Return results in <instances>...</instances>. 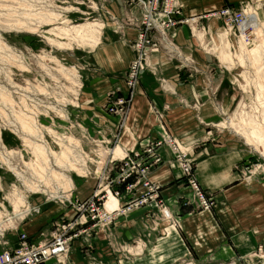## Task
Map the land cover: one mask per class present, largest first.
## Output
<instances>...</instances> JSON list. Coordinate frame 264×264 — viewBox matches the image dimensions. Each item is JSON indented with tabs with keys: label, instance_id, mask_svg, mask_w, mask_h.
I'll list each match as a JSON object with an SVG mask.
<instances>
[{
	"label": "rangeland",
	"instance_id": "1",
	"mask_svg": "<svg viewBox=\"0 0 264 264\" xmlns=\"http://www.w3.org/2000/svg\"><path fill=\"white\" fill-rule=\"evenodd\" d=\"M126 1L137 8V11L125 15L118 23L119 28L122 25L131 26L136 33L127 41L132 57L123 76L130 90L140 82L142 71H153L148 58L149 46L159 43L165 48L172 47L169 40L171 32L180 24L195 25L196 20L184 14L180 0H168L169 4L178 6L180 16L186 20L169 29L162 26L152 28V39L144 45L146 56L143 67L136 81L130 84L127 70L137 54L136 42L140 30L145 27L147 9L141 0ZM224 6L245 11L252 25L246 30L240 29L238 25L229 28L221 15L214 14ZM100 7L101 0H0V251L14 247L17 232L21 231L17 223L44 202L64 204L69 212L60 211L53 216L45 231L41 229L32 235L24 232L33 241L48 237L55 221L69 220L76 214L69 199L83 200L91 196L96 187L103 185L106 189L103 198L114 199V202L121 199L112 196V188L122 192V198L141 196L143 193L140 191L146 189L142 184L144 176L134 174L124 180L114 177L123 163L124 154L133 155V151L142 150V155L147 158L154 153L145 149L150 142L172 135L168 132L151 139L145 145L120 150L118 146L114 147V134L105 137L97 130L89 134L87 125L75 116L73 111L78 106L83 76L91 64L90 51L100 41L104 28ZM202 13V22L197 20L198 25L193 26V30L207 57L205 61L208 60V63L218 68V72H213V75L210 72L204 73L208 84H212L208 87L212 104H206L205 111L213 115L211 120L202 121L209 134L202 142L207 141V137L212 140L225 135L235 137L249 152L234 163L235 176L249 180L264 177V0H218V5ZM248 31L251 33L246 41L244 34ZM158 82L165 90L166 78L158 77ZM218 82L219 87L216 89ZM118 95L128 99L120 110L114 112L107 105ZM129 103V92L123 94L111 91L105 100V108L117 114L121 124ZM22 120L25 124L29 123L33 130L26 129ZM163 144L155 148V152L164 155L163 161L152 165L147 177L152 169L166 162L170 167L178 168L179 176L186 180L193 191L189 176L181 174L177 161L171 157L169 151L172 148L165 142ZM179 144L186 155L193 159L194 176L195 153L189 146ZM120 158V163L112 165V160L118 162ZM128 183L136 185L126 189ZM160 189L159 184L158 198ZM202 189L211 204L204 207L193 191V198L190 199L193 207L190 209L217 210L216 195ZM87 190L91 191L84 195ZM126 190H136L137 193L126 196L124 194L131 193ZM153 202L156 207L153 225L156 235L162 237L173 230L179 232L178 214H173L162 201L161 204ZM162 207H165V212ZM24 210V217L14 216L17 211ZM168 212V223L162 226L161 222L168 217ZM114 220L105 226L91 227L87 238L79 237L82 240H77L79 243L87 242L94 232L101 231L107 242L112 241L111 225ZM88 224L90 221L81 225ZM13 232L14 244L9 245L8 236ZM149 238L144 236L140 240L139 237H126L110 261L117 264L119 260L144 254ZM193 246L177 258L176 264H196L195 260L201 259L200 252H195ZM68 250L65 253L66 260ZM258 250H261V244Z\"/></svg>",
	"mask_w": 264,
	"mask_h": 264
},
{
	"label": "crops",
	"instance_id": "2",
	"mask_svg": "<svg viewBox=\"0 0 264 264\" xmlns=\"http://www.w3.org/2000/svg\"><path fill=\"white\" fill-rule=\"evenodd\" d=\"M180 2L184 14L196 20L195 25H198L197 20L202 22V12L218 5V0ZM134 11L137 8L126 0H101L104 28L100 41L90 51L91 64L83 76L78 106L73 112L87 125L89 134H94L95 130L105 137L114 134V147L120 150L137 148L168 132L174 135L195 153L194 176L207 192L216 195L217 210L190 209L193 207L191 187L179 176L178 168L165 162L152 169L149 178L161 185V197L155 203L162 201L180 217L179 232L156 235L153 226L156 207L151 201L113 221L112 241L107 242L101 231L94 232L84 243L73 240L67 264H115L111 262L115 250L128 236L140 240L150 237L146 252L119 260L117 264H176L177 258L192 245L195 252H200L201 259H196V264H264V177L249 180L235 176L234 163L249 153L235 137L225 135L215 140L207 137V141L202 142L209 135L202 121L211 120L213 115L205 111L206 104H212L208 89L212 84H208L204 73L213 75L218 68L205 61L207 57L193 30L195 25L184 23L171 32L172 47L165 48L159 43L149 46L148 58L153 71H142L140 82L129 90L123 77L132 57L127 41L136 33L131 26L119 28L118 23ZM158 77L166 78L165 90ZM217 85L216 89L219 82ZM111 91L130 95L121 124L120 117L105 108ZM40 206L17 223L18 230L28 235L41 229L45 231L53 216L60 211L69 212L66 205L57 202H44ZM169 217L168 212L162 226L168 223ZM8 237V244H14L15 232ZM259 244L261 250H258ZM41 264L58 263L51 257Z\"/></svg>",
	"mask_w": 264,
	"mask_h": 264
},
{
	"label": "built area",
	"instance_id": "3",
	"mask_svg": "<svg viewBox=\"0 0 264 264\" xmlns=\"http://www.w3.org/2000/svg\"><path fill=\"white\" fill-rule=\"evenodd\" d=\"M141 1L146 5L147 9L145 12L146 24L138 34L136 42L137 54L134 56L133 60H131V64L127 70L130 84L136 81L139 70L143 67V60L146 56L144 45H147L152 39V35L150 34L152 28L162 26V28L165 27L169 29L173 28L177 23L186 20L180 16L181 11L178 6L169 4L168 0ZM215 13H218L224 18L225 24L228 25L229 28H231L232 25H238L240 29L246 30L252 25L250 17L243 10H232L231 7L224 6L214 12V14ZM250 33L251 31H248V33L244 34L246 41L249 39ZM127 99L128 98L125 96L118 95L109 102V105H106L109 106L112 111L117 112L121 109V106L126 103ZM164 142L172 148L169 152L172 155L171 157L177 161L176 163L178 164L181 174L189 176V183L193 188L196 198L204 207H208L211 204V200L205 195L202 187L193 176L192 157L186 155L174 136L165 135L163 138L155 139V141L150 142L149 146L145 148L147 151L152 150V153L154 152L147 158L142 155V150L133 151V155L131 153H129V155L124 154L125 158L123 163L119 166L120 169H117V173L114 175L116 179L121 180L134 174H141L144 176L145 179H143L142 184L146 189L140 191L143 193L141 196L122 198V192L120 193L117 188H112L110 190L112 196L119 197L121 201H116L113 207L108 208L105 204L106 199L103 198L106 189L102 185L99 188L96 187L92 195L83 200H78L76 198L73 200L69 199V203H71L73 209L76 211L73 217L69 218V220L60 219L55 221L49 236L44 239L33 241L29 239L23 231H18L16 235L17 243L14 247L0 251V264H38L49 257H54L58 264H67L65 253L72 240H82L79 237L87 238L91 227L105 226V224L114 220L117 216L124 214V212L131 210L133 207L148 201H157L159 184L151 181L147 177V173L152 165L163 161L164 155L155 152V148L164 145ZM122 158H120L118 162L117 160H112V165L120 163ZM110 181H112V178ZM134 185L136 184L128 183L125 185V188L130 189ZM126 191L131 192L129 195L123 193L126 196H132L137 193L136 190ZM158 203L161 204V201H158ZM162 209L165 212V207H162ZM21 210L23 209H20V211ZM20 211H17V214L14 216L20 218L24 217L26 210ZM9 218L10 217H8V219ZM87 221H90V224L81 225Z\"/></svg>",
	"mask_w": 264,
	"mask_h": 264
},
{
	"label": "bare ground",
	"instance_id": "4",
	"mask_svg": "<svg viewBox=\"0 0 264 264\" xmlns=\"http://www.w3.org/2000/svg\"><path fill=\"white\" fill-rule=\"evenodd\" d=\"M23 122H24V127L27 129V128H30V130H33L32 128H31V126H30V124L29 123H27V124H25V121L24 120H22ZM62 160V158H60V161ZM61 179V178H60ZM65 189V188H64ZM105 204H106V206H108V208H110V207H113V205H115L116 204V201L114 202V199H107V200H105ZM10 220V219H9Z\"/></svg>",
	"mask_w": 264,
	"mask_h": 264
}]
</instances>
